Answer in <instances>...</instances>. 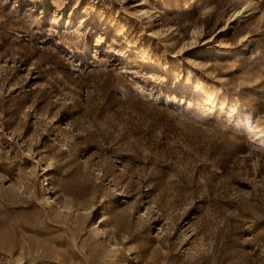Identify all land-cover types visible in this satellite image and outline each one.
Segmentation results:
<instances>
[{"label": "rangeland", "instance_id": "1", "mask_svg": "<svg viewBox=\"0 0 264 264\" xmlns=\"http://www.w3.org/2000/svg\"><path fill=\"white\" fill-rule=\"evenodd\" d=\"M0 0V264H264V0Z\"/></svg>", "mask_w": 264, "mask_h": 264}, {"label": "bare ground", "instance_id": "2", "mask_svg": "<svg viewBox=\"0 0 264 264\" xmlns=\"http://www.w3.org/2000/svg\"><path fill=\"white\" fill-rule=\"evenodd\" d=\"M176 1L177 0H173V2H176ZM252 9H256V5L255 3H252V0H249L245 7L243 6V7L238 8L237 10L234 11V14L237 15L236 17H239L244 12H248Z\"/></svg>", "mask_w": 264, "mask_h": 264}]
</instances>
